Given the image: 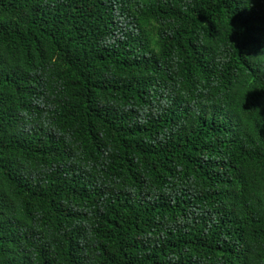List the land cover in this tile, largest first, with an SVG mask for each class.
I'll return each mask as SVG.
<instances>
[{"label": "trees", "instance_id": "obj_1", "mask_svg": "<svg viewBox=\"0 0 264 264\" xmlns=\"http://www.w3.org/2000/svg\"><path fill=\"white\" fill-rule=\"evenodd\" d=\"M0 264H264V0H0Z\"/></svg>", "mask_w": 264, "mask_h": 264}]
</instances>
